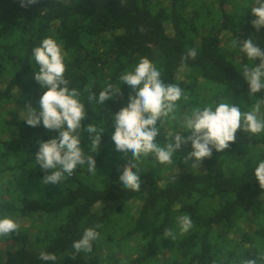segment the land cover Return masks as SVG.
<instances>
[{
    "label": "trees",
    "instance_id": "16d2710c",
    "mask_svg": "<svg viewBox=\"0 0 264 264\" xmlns=\"http://www.w3.org/2000/svg\"><path fill=\"white\" fill-rule=\"evenodd\" d=\"M255 6L256 0H39L24 8L20 0H0V218L20 222L18 232L0 237V264H264V189L254 174L264 161V132L238 130L229 149L213 150L199 168L183 162L190 143L172 165L143 158L138 192L123 188L119 176L130 154L116 151L111 139L114 115L134 94L119 78L142 57L189 97L177 103L178 120L196 107L229 101L243 112L264 99V90L249 93L243 76L244 65L259 61L239 49L245 39L264 49V28L252 25ZM47 37L67 54L65 78L86 110L81 147L96 160V172L78 166L59 185L44 184L35 161L39 142L58 131L23 120L27 104L38 109L44 92L34 79L32 49ZM190 48L198 55L182 66ZM107 84L120 92L103 104L89 101ZM91 123L101 134L97 152L83 129ZM158 127L164 144L178 121ZM185 214L193 227L181 234L177 217ZM87 228L100 237L91 252L77 253L73 242ZM165 229L174 239L164 238ZM41 251L56 260L39 259Z\"/></svg>",
    "mask_w": 264,
    "mask_h": 264
},
{
    "label": "clouds",
    "instance_id": "9594fccd",
    "mask_svg": "<svg viewBox=\"0 0 264 264\" xmlns=\"http://www.w3.org/2000/svg\"><path fill=\"white\" fill-rule=\"evenodd\" d=\"M38 2L39 0H20V5L26 8ZM251 13L255 17L252 20L253 27L257 30L264 28V0H256V6L251 9ZM232 43L237 47L236 39ZM239 43L240 51L247 58L259 61L254 67H243L249 93H259L264 90V49L252 39ZM66 55L62 45L52 37L44 38L39 46L32 49V56L38 65L34 79L43 87L44 92L39 99L38 109L33 108L30 103L27 104L23 120L32 127H37L42 122L45 129L59 133L58 137L39 142V150L35 155L36 164L46 173L42 181L44 184L59 185L65 175L72 177L78 166L85 164L90 172H96L95 158L86 156L81 147V122L86 116V110L80 99L81 92L76 88H69L70 81L65 78ZM197 55V49H188L181 58V65L184 66L189 59L194 60ZM119 79L134 92L130 93L127 106L114 115L115 131L111 137L116 151L124 153L126 157L130 154L119 176L124 189L140 191V163L143 158L154 156L160 165H172L176 152L190 143L192 150L183 157V162L192 161V167L199 168L206 158L212 157L213 150L224 152L229 149L230 144L236 142L238 130L252 134L264 132V115H261L264 99L258 100L251 110L243 112L239 106L229 101L219 102L215 106L196 107L178 120L177 103L181 99L187 101L189 97L178 84L165 83L161 79V71L149 58L142 57L132 71L124 72ZM120 90L107 84L99 92L98 98L90 94L88 99L103 104ZM169 121H178V131H168L165 137L167 142L160 144L157 142L161 132L158 124ZM83 129L90 134L92 147L97 152L101 140L98 128L91 123ZM185 132L190 134L185 136ZM48 170H51V174H47ZM254 174L260 187L264 189V161L258 164ZM177 224L181 234L187 233L193 227V221L187 214L178 216ZM99 227L101 225H96V228ZM19 228L20 222L17 219L0 218V237L18 232ZM174 235L172 229H165L163 233L164 238L174 239ZM99 237L100 234L95 228H87L82 237L73 242V248L77 253L91 252L92 242ZM39 259L55 261L56 255L41 251ZM244 264L257 262L255 259H248Z\"/></svg>",
    "mask_w": 264,
    "mask_h": 264
},
{
    "label": "rangeland",
    "instance_id": "374dc122",
    "mask_svg": "<svg viewBox=\"0 0 264 264\" xmlns=\"http://www.w3.org/2000/svg\"><path fill=\"white\" fill-rule=\"evenodd\" d=\"M3 247V246H2Z\"/></svg>",
    "mask_w": 264,
    "mask_h": 264
}]
</instances>
